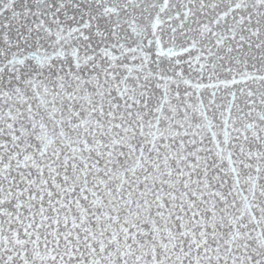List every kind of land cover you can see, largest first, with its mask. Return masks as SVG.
I'll list each match as a JSON object with an SVG mask.
<instances>
[{
  "label": "snow or ice",
  "instance_id": "1",
  "mask_svg": "<svg viewBox=\"0 0 264 264\" xmlns=\"http://www.w3.org/2000/svg\"><path fill=\"white\" fill-rule=\"evenodd\" d=\"M0 264H264V0H0Z\"/></svg>",
  "mask_w": 264,
  "mask_h": 264
}]
</instances>
